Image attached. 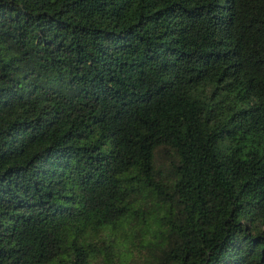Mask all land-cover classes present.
<instances>
[{"label":"trees","instance_id":"trees-1","mask_svg":"<svg viewBox=\"0 0 264 264\" xmlns=\"http://www.w3.org/2000/svg\"><path fill=\"white\" fill-rule=\"evenodd\" d=\"M0 264H264V0H0Z\"/></svg>","mask_w":264,"mask_h":264}]
</instances>
